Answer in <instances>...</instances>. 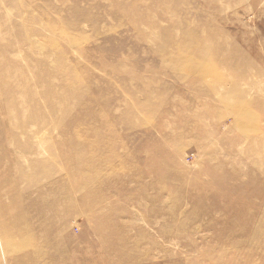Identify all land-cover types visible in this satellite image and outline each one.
Instances as JSON below:
<instances>
[{
    "label": "rangeland",
    "instance_id": "rangeland-1",
    "mask_svg": "<svg viewBox=\"0 0 264 264\" xmlns=\"http://www.w3.org/2000/svg\"><path fill=\"white\" fill-rule=\"evenodd\" d=\"M0 264H264V0H0Z\"/></svg>",
    "mask_w": 264,
    "mask_h": 264
}]
</instances>
